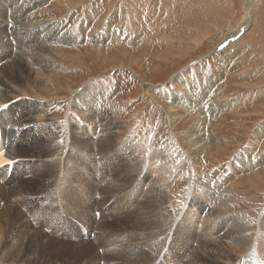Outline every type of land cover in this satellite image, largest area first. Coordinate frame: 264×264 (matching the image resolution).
<instances>
[{"label": "rangeland", "instance_id": "obj_1", "mask_svg": "<svg viewBox=\"0 0 264 264\" xmlns=\"http://www.w3.org/2000/svg\"><path fill=\"white\" fill-rule=\"evenodd\" d=\"M26 1L0 0L4 16L28 2L26 25L37 26L0 39V71L41 33L59 27L72 40L46 42L31 55L39 75L5 87L15 95L3 104L17 132L11 156L23 164L11 160L0 181V264H185L205 228L226 245L197 264H244L249 251L264 264V0L222 49L245 0ZM102 124L98 137L90 125ZM141 145L175 150L165 180L151 181L164 169ZM153 188L159 212L146 216L139 203ZM203 194L219 198L202 221L193 208L210 210ZM238 217L249 247L225 238L237 231L225 219Z\"/></svg>", "mask_w": 264, "mask_h": 264}, {"label": "bare ground", "instance_id": "obj_2", "mask_svg": "<svg viewBox=\"0 0 264 264\" xmlns=\"http://www.w3.org/2000/svg\"><path fill=\"white\" fill-rule=\"evenodd\" d=\"M22 1V0H21ZM28 1V0H27ZM26 1V2H27ZM32 1V0H31ZM194 1V0H193ZM259 0H245V3H246V7H245V10H244V13H243V16L241 18V20L239 21V23L236 25V26H231L230 29L227 31V33L225 34L224 36V41L225 42H222L220 44V46L218 48H224L225 45H227L230 41H232L233 39V36H238L239 33L243 32L244 30L247 29L248 25V21L250 20V16L252 14V11L256 5V3L258 2ZM33 2V1H32ZM23 3V2H22ZM28 3V2H27ZM26 3V4H27ZM25 3L24 4H20V7H19V10H17V12L13 13L12 14H6L5 13V16L4 15H1L0 17V39H4L7 37V36H13L21 31H31L30 29L35 27L37 28V26H34L35 24L31 25L32 27L29 28L28 27V24L26 25V21H33L32 18H31V14L29 13V10H27L26 12H24L25 8L27 7ZM17 5V4H16ZM29 5V4H28ZM17 7V6H16ZM11 8V7H10ZM187 8V7H186ZM203 9V8H202ZM43 27V26H41ZM33 30V29H32ZM11 32V33H10ZM44 33V32H43ZM64 33V34H63ZM233 33V35H231ZM40 38L37 42H35L34 44L32 45H29V46H26L24 47L22 50H16V54L15 56L11 55V53L9 52L6 57L9 59L10 56H12V59H11V62H9L8 64H6V66L3 68L2 71H0V181L4 180V178L6 177V174L9 170L8 168V165L10 164L11 165V160H12V152H13V143L15 142V137L17 135V132H12L13 130L11 129V120H10V113L9 111H7L6 109H3V104H9L11 102V100L14 98V96H11L7 89H5V87H8L9 83L11 82H19L21 81L23 78H25V76L27 74H30L32 73H36L37 75H39V71L40 70H36L37 68L34 67V65H36V63H34V59L31 57V55L34 53V52H37V53H43L46 49V42H49V43H54V45H59L60 43H65V42H69L72 40L71 36H67L65 34V32H62L60 30L59 27H56V28H53L50 30L49 33H46V34H43L42 33L40 34ZM106 36L102 38V41H106ZM230 39V40H228ZM228 40V41H227ZM6 42V40H5ZM45 42V44H44ZM6 44V43H5ZM67 45V43H66ZM217 48V49H218ZM20 53L22 55H28V58L27 60L26 59H23L22 57H20ZM36 55V54H34ZM100 55V54H99ZM67 57V56H66ZM46 60V59H45ZM38 61V60H37ZM42 62H40L41 64ZM39 64V62H38ZM39 64V66H40ZM45 65H43L44 67ZM51 66V65H48V67ZM2 68V67H1ZM55 68V67H54ZM39 77V76H37ZM28 79V78H26ZM40 79V78H39ZM42 79V78H41ZM41 81V80H40ZM45 81H43L44 83ZM42 83V84H43ZM15 85V84H14ZM12 86V85H11ZM39 86V85H38ZM44 87V85H41V87ZM106 86V89H107V85ZM40 87V88H41ZM13 88V87H12ZM89 88V87H88ZM109 88V87H108ZM14 89V88H13ZM16 89V88H15ZM48 89V88H47ZM91 89V88H90ZM96 89H99L101 90L100 88H96ZM17 91V90H16ZM46 91V90H45ZM93 91V89H92ZM96 91V90H95ZM102 91V90H101ZM11 92V91H10ZM15 92V91H14ZM76 92V91H75ZM74 92V93H75ZM100 92V91H99ZM19 93V92H17ZM49 93V91H48ZM16 94V93H15ZM13 95V94H12ZM20 95V94H19ZM55 95V94H54ZM100 96H103V95H100ZM105 96V95H104ZM103 96V97H104ZM18 97V96H17ZM102 97V98H103ZM78 98V97H77ZM100 98V97H99ZM202 98V97H201ZM73 99V98H72ZM75 99V98H74ZM101 99V98H100ZM103 100V99H102ZM101 100V101H102ZM187 100V99H186ZM104 102V101H102ZM106 102V100H105ZM179 102V100H177V103ZM32 103V102H31ZM74 103V102H73ZM85 104V103H84ZM88 104V103H87ZM102 104V103H101ZM76 105V104H75ZM92 106V105H91ZM87 107V106H86ZM96 107V106H95ZM191 107H194V105H192ZM43 109V108H42ZM94 109V108H93ZM101 109V108H100ZM3 110V111H2ZM170 110V109H169ZM96 111V110H94ZM89 111H87L86 115L88 114ZM89 115V114H88ZM44 117V116H43ZM102 117V116H101ZM104 117V116H103ZM46 118V117H45ZM48 118V117H47ZM108 118V117H107ZM40 119V118H39ZM109 119V118H108ZM32 120V119H31ZM35 120V119H34ZM38 120V119H37ZM41 120V119H40ZM108 121V120H107ZM93 122V121H92ZM96 123V122H95ZM94 124V123H92ZM106 124V123H105ZM109 124H112V122H110ZM108 125V124H107ZM18 126V125H16ZM94 126V127H93ZM90 125V129H93L95 128L98 132V137H101L102 135L105 134V130L107 129L106 125L104 126L103 124L100 125V128L98 125ZM94 130V129H93ZM67 132V131H65ZM71 132V131H70ZM74 132V131H73ZM110 135V133H109ZM52 136V134H51ZM50 136V137H51ZM54 136V135H53ZM105 137V136H104ZM108 137V136H107ZM110 137V136H109ZM108 137V138H109ZM65 138V136H64ZM107 141V140H106ZM196 143H201L203 140L202 138H197L196 140ZM67 142V141H66ZM70 142V140H69ZM56 143V142H55ZM108 143V142H107ZM109 144V143H108ZM86 145V144H85ZM111 145V143H110ZM80 146V145H79ZM107 146V145H106ZM142 146V150L141 151H146L147 154H145V159L144 161L147 160V157H148V163L151 164V165H154V167L156 168L154 171L155 172H158L160 170V168L162 167L164 170L162 172H160L159 174H157L156 177H154V175H151L150 178H151V181L156 182V181H163L167 178V175H166V171L168 170V166H166L168 163H166V160H170V157L173 156V154L175 153V150H170V152H168V154H164L162 155L161 152L159 151H156L152 148L149 147L148 148H145L144 145H141ZM85 147V146H84ZM88 147V146H86ZM102 147V146H101ZM110 147V146H108ZM113 147V146H112ZM63 148V147H62ZM94 147H92L93 149ZM105 148V147H103ZM111 148V147H110ZM109 148V149H110ZM65 149V148H64ZM106 149V148H105ZM104 149V150H105ZM135 149V148H134ZM148 149V150H147ZM61 150V149H60ZM95 150V149H94ZM107 150V149H106ZM97 151V150H96ZM101 151V150H100ZM93 152V151H92ZM108 153V152H107ZM163 153V151H162ZM99 155H101L102 153H98ZM52 156V155H51ZM49 157V156H48ZM56 158V157H55ZM141 157H138V159H135V157H131V159L129 160V162L131 161L132 164H135V163H139V160H140ZM56 161H58V159H55ZM155 160V162H158V163H154L153 161ZM14 161L13 164L14 166H20L21 164L23 163H20L19 160H12ZM21 161V160H20ZM16 163V165H15ZM182 163V162H181ZM4 165H6V167H3ZM173 165V164H172ZM166 166V167H165ZM180 166V165H179ZM173 167V166H172ZM128 168V167H127ZM126 168V169H127ZM179 168V167H178ZM54 170V169H53ZM139 170V169H138ZM137 170V171H138ZM51 171V170H50ZM175 171V170H174ZM179 171V170H178ZM53 174V173H52ZM114 174V173H113ZM180 175V174H179ZM252 175V174H251ZM131 176V175H130ZM166 178H165V177ZM180 177V176H179ZM254 178V177H253ZM38 179V178H37ZM51 179V178H49ZM54 180V178H53ZM52 181V180H51ZM43 182V181H41ZM40 182V183H41ZM126 182V181H125ZM149 182V181H148ZM157 183V182H156ZM128 184V183H127ZM23 185V184H22ZM114 185V184H113ZM126 185V183H125ZM154 185V184H152ZM18 186V185H17ZM42 186H43V183H42ZM120 186V185H119ZM48 187V185H47ZM110 187V185L108 186ZM115 187V186H113ZM123 187V186H122ZM174 187V186H173ZM19 188V187H18ZM30 188V187H29ZM152 188V187H151ZM177 188V187H176ZM117 189V188H115ZM14 190V189H13ZM47 190V189H46ZM1 191V190H0ZM115 191V190H114ZM150 191V195H149V200H145L144 203L143 202H140L139 203V206H140V209L141 211L143 210V212H141V214H144L146 212V216H148L147 214H150L152 213L153 210H149V208H152L153 209V206L156 207V205L153 204V201L155 200L156 196L159 195V192H157L154 188L153 189H149ZM149 191L147 193H149ZM169 191V190H168ZM181 191V190H180ZM23 192V191H22ZM21 192V193H22ZM137 192V191H136ZM2 193V192H1ZM11 193V192H10ZM19 193V192H18ZM17 193V194H18ZM28 193V192H27ZM40 193H41V190H40ZM26 195V194H25ZM165 195V194H164ZM169 195V194H168ZM146 197V196H145ZM203 198H206V200L204 199L201 203L202 204H206L208 201H215L217 200L218 198H216L215 200L213 198H209L208 195L206 194H203ZM174 200V199H173ZM172 200V201H173ZM161 201V200H160ZM166 201V200H165ZM207 201V202H206ZM221 201V200H220ZM162 202V201H161ZM164 202V201H163ZM169 202V201H168ZM171 202V201H170ZM218 202V200H217ZM222 208L226 207L227 204H230V203H227L225 202V200L223 201L222 200ZM183 205V203L181 204ZM163 206V205H162ZM164 206H167V205H164ZM203 207H207L209 208L210 210L209 211H204L201 209L200 206H198L197 208H193L195 209L196 213H198V218L202 217L200 216V214L202 215H205V218L206 217H209L211 216V209L212 207H210V205L207 203V205H202ZM221 207V206H220ZM138 208V207H137ZM181 208V207H180ZM217 208V207H216ZM158 209V207H157ZM149 210V211H148ZM156 210V209H155ZM154 210V211H155ZM179 210V209H178ZM201 210V212H199ZM222 210V209H221ZM153 211V212H154ZM157 211V210H156ZM162 210H160L161 212ZM159 212V211H157ZM220 212V211H218ZM223 212V211H222ZM156 213V212H155ZM173 213V212H172ZM172 213L170 214L172 216ZM192 208L188 211L187 215L185 216V219H186V223L190 222L192 220V218L194 217V214H196ZM154 213H152V215L150 216H153ZM161 214V213H160ZM159 214V216H160ZM75 215H80V214H76ZM138 215V214H137ZM155 215L158 216V214L156 213ZM154 215V216H155ZM177 215V214H176ZM219 215V214H218ZM149 216V217H150ZM166 215H164L165 217ZM169 216V215H168ZM167 216V217H168ZM200 216V217H199ZM17 217V216H16ZM15 217V218H16ZM138 217V216H137ZM133 218V217H132ZM147 218V217H146ZM151 218V217H150ZM245 218V217H244ZM154 219V218H153ZM153 219H150L151 221ZM157 219V218H156ZM155 219V220H156ZM159 219V218H158ZM157 219V220H158ZM165 219V218H164ZM163 219V220H164ZM168 219V218H167ZM171 219V218H170ZM202 220V218H200ZM160 220V219H159ZM200 220V222H201ZM24 221V220H23ZM28 221V220H27ZM203 221V220H202ZM263 221V220H262ZM184 222V223H185ZM225 222L228 223V225H233V227H235V229L237 230L236 231V235H233L231 237L228 236V232L225 233L226 235V239H229L235 243H238L239 245L240 244H245L246 247H249V244L252 242V238H250L249 236H247V234H245L244 232V229H245V222L242 221L241 219H230L229 218H226L225 219ZM261 222V221H260ZM26 223V222H25ZM151 222H148V225L150 224ZM160 223V222H159ZM167 223L166 221L164 222V224ZM134 224V221L133 223ZM147 224V222H146ZM201 224V223H200ZM204 224V222H203ZM135 225V224H134ZM156 225V224H155ZM163 225V224H162ZM167 225V224H165ZM264 225V224H263ZM132 226V225H131ZM204 226V225H203ZM135 227V226H134ZM169 227V226H168ZM151 228H152V225H151ZM150 229V228H149ZM228 229V228H227ZM250 229V228H249ZM248 229V230H249ZM263 229V228H262ZM33 230V229H32ZM165 230V229H164ZM201 231V229H199ZM203 231H201V233H197V238H195L194 240H197V239H201L197 242V247L191 252L193 253V255H189V257L186 259L185 261V264H197V261H199V256L201 255L202 257H204L201 253L203 254H206L207 250L208 252L210 251V247L211 245H214V246H220L222 247L223 245L225 246L226 244H222V242H224V240H218L216 237L215 238H208V236L211 235V233H208V232H211V231H208L207 228H205V231L204 229H202ZM151 231V230H150ZM154 231V230H153ZM235 231V230H234ZM233 231V232H234ZM32 232V231H31ZM40 232V231H39ZM162 232V231H161ZM177 232H179L177 230ZM249 232V231H248ZM247 232V233H248ZM24 234H27V233H30V230L29 228L26 229L24 232ZM42 233V232H41ZM208 233V234H207ZM21 235L20 236H23L22 233H20ZM252 236V235H251ZM40 238V237H39ZM133 239V238H132ZM258 239V237H257ZM41 240V239H40ZM42 241V240H41ZM131 242V241H130ZM250 242V243H249ZM226 243V242H225ZM253 243V242H252ZM134 245V244H133ZM130 246V245H129ZM234 246V245H233ZM241 246V245H240ZM239 246V247H240ZM264 247V243L262 245ZM238 247V246H236ZM217 248V247H216ZM235 248V247H234ZM212 249V248H211ZM219 249V248H218ZM227 249H230L227 247ZM232 249V248H231ZM240 249V248H239ZM238 250V249H237ZM261 250V249H260ZM174 251H176L174 249ZM212 251V250H211ZM220 250H218L217 252H219ZM239 251V250H238ZM131 252V251H129ZM251 251H249V253L247 254L246 258L243 259V262L244 264H257L256 262L258 261H255L254 257L252 255H254L253 253H250ZM126 253V252H124ZM140 253V252H139ZM210 253V252H209ZM213 253V252H212ZM146 254V256L148 255L147 252L145 251L144 255ZM216 254V253H215ZM218 254V253H217ZM137 255V254H136ZM212 255V254H211ZM221 255V254H220ZM231 255V254H230ZM94 256V255H93ZM225 257V256H224ZM206 258V257H204ZM207 259V258H206ZM213 259V258H212ZM215 260V259H214ZM213 260V261H214ZM220 260V259H219ZM142 261V260H141ZM147 261L150 262L151 259L148 255V258H147ZM172 261V260H171ZM234 261V260H233ZM173 263V262H172ZM199 263V262H198ZM174 264V263H173Z\"/></svg>", "mask_w": 264, "mask_h": 264}, {"label": "water", "instance_id": "obj_3", "mask_svg": "<svg viewBox=\"0 0 264 264\" xmlns=\"http://www.w3.org/2000/svg\"><path fill=\"white\" fill-rule=\"evenodd\" d=\"M239 35V34H238ZM219 49H222V48H219Z\"/></svg>", "mask_w": 264, "mask_h": 264}]
</instances>
